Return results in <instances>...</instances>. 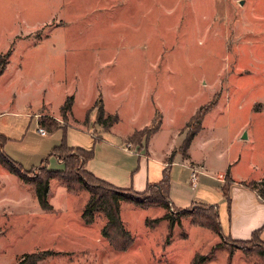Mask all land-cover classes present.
Listing matches in <instances>:
<instances>
[{
    "label": "rangeland",
    "instance_id": "1",
    "mask_svg": "<svg viewBox=\"0 0 264 264\" xmlns=\"http://www.w3.org/2000/svg\"><path fill=\"white\" fill-rule=\"evenodd\" d=\"M8 53L0 76V127L23 140L11 146L25 169L44 159L49 168L62 169L50 155L56 135L47 128L41 135L38 119L61 112L70 96L76 95L75 109L61 126L94 129L97 123L108 129L118 123L125 133L150 120L154 94L179 122L205 103L215 104L196 141L207 173L196 192L218 206L222 227L228 210L220 198L230 180L263 174L264 0H0V57ZM102 100L120 117L107 115ZM159 119L160 113L134 140L145 141ZM183 164L177 159L173 172L190 184ZM50 185L51 212L24 185L26 213L0 219V264H18L22 255L38 252L49 253L38 264H193L197 256L211 259L205 264H264L256 240H230L193 224L190 215H177L171 224L167 216L176 215L177 207L159 204L122 203V220L134 240L120 251L102 235L103 216L90 225L82 219L85 189L77 184L71 191L55 179ZM198 201L188 208L196 210L203 204Z\"/></svg>",
    "mask_w": 264,
    "mask_h": 264
},
{
    "label": "crops",
    "instance_id": "2",
    "mask_svg": "<svg viewBox=\"0 0 264 264\" xmlns=\"http://www.w3.org/2000/svg\"><path fill=\"white\" fill-rule=\"evenodd\" d=\"M153 95H151V106H153L152 116L150 117V120H146L147 122L140 125L138 129L136 128L133 131L122 133V131L118 129V123L110 126L108 129L98 127L97 123H94V129L83 124L77 125L71 123L64 126L60 125V129L50 132L55 133L56 135V142L52 144L50 155H55L53 154V149L62 144L64 137L69 148L81 147L94 153L93 157L87 161L84 168L95 178L119 188L133 189L135 192L141 194L149 185L161 182L166 169H168L169 179L171 181L169 196L172 207H177V209H188L189 206L197 204V200H201L198 202H202L205 205L215 206L218 210V206L214 204V202H204L206 201L203 200L205 199L203 198L205 196L199 195L197 193L198 191L196 192L197 187H200L202 174H207L205 171L206 165L198 150L196 141L203 129L205 116L214 108L209 110L202 118L201 129L196 133V136L190 143L187 157H184L183 152L180 151V147L186 140L188 132H183V130L189 128V124L193 121L192 118L197 114L200 108L207 103L200 106L196 113L190 115L186 120L179 122L175 113H169L170 110L166 109L164 105L159 106V103L155 102L156 100L154 97L157 95ZM76 101L77 99L75 95L72 102L73 110L75 109L74 105ZM102 103L104 107L105 103L103 100ZM88 106L89 105L85 106L86 110L88 109ZM104 109L107 115L118 114V117H120L119 112L116 110L110 111L105 107ZM93 113H91L90 118H94V116L97 115L96 112L95 115ZM159 113L160 127L152 133L150 137H147L145 141H141V143L136 142L132 136L150 126ZM50 115L49 118L51 117L57 123L61 119L67 121L70 116L63 118L62 110L61 112L59 111L58 114L52 113ZM42 119V117L38 119L39 124ZM39 128H41V125ZM6 132L7 130L4 126L0 127V134L3 136L5 135L8 138V141L4 144L3 152L9 155L14 161L19 164L21 163L23 166L24 161H17L18 157H15L14 153H12L15 151V148L11 146L12 144L19 146L23 143V140L11 138ZM239 133L241 134L239 138L246 139L242 136V130H239L238 134ZM25 136L26 134H22L21 137L24 138ZM175 136L178 138L176 139V142ZM156 142L160 143L159 146H163L155 149L154 146ZM8 150H10L11 153H8ZM171 157L172 162H170ZM179 158L184 162L183 166L190 170L188 179L190 184H185L179 181V178H177L176 174L173 172L174 165L177 164V159ZM45 160L47 159L42 160L41 163ZM60 163L62 164V162ZM193 169L198 171L197 181L191 180ZM263 176L264 171L258 180L247 182L246 180L239 178L231 179V183L228 184L229 189L222 191L221 195L223 197L220 198V200L223 199L222 201H224V203L226 202L228 210L227 226L225 225L222 227V233L230 240L250 241L253 235L256 232H259L258 237L264 242V199L257 190L248 185L249 182L262 181ZM221 180L224 181L223 178H221ZM227 181L226 178L225 182L227 183ZM191 186L194 187V190L191 189ZM27 194V188L24 185H21L17 177L0 165V219H6L8 214L12 216L13 214L21 215L23 211L26 213L28 205ZM26 202L27 205L25 207Z\"/></svg>",
    "mask_w": 264,
    "mask_h": 264
},
{
    "label": "trees",
    "instance_id": "3",
    "mask_svg": "<svg viewBox=\"0 0 264 264\" xmlns=\"http://www.w3.org/2000/svg\"><path fill=\"white\" fill-rule=\"evenodd\" d=\"M10 56V54H4L0 57V76L7 68L6 58ZM73 102V97L67 98L66 102L63 105V118L67 117V113L71 110V105ZM214 103H208L205 106H202L197 114L192 118V122L189 124V128L191 129L188 132V136L186 140L180 147V151L183 152L184 157L188 155V147L192 142L193 138L196 136V133L201 129L202 126V118L204 115L214 108ZM104 116V109L99 107L98 109V120H101ZM114 119L116 121V117L109 116L108 119ZM47 120H49L47 122ZM153 125L152 128L148 129L146 134L147 137H150L152 133H154L160 127V121ZM196 124V127H194ZM41 128H47L48 133L54 132L55 130L60 129V124H58L54 119L43 118L40 121ZM107 125V124H106ZM112 123L107 126L110 127ZM145 134V133H144ZM138 134H134L133 139L136 138ZM8 138L4 135L0 134V165L9 171L11 174L17 177L18 181L23 185H30L33 190V194L36 200H38L40 207L45 212H51L53 209V205L50 204L48 200V195L50 192V182L51 180H60L63 184H66L69 190L76 191L78 185L80 188L85 189L88 194V201L82 211V219L85 224H93L98 216H103L105 218V224L102 227V235L105 237L110 244L114 245L120 251H126L133 244V237L127 228H125L122 216H121V205L124 202H131L138 206L145 205H161L165 208L172 207L169 196L170 189V179L169 172L166 169L164 176L161 182H158L154 185H149L147 189L142 192V194L149 193L148 197H141V193L135 192L133 189H123L116 187L114 185H110L98 178H95L92 174H90L84 167L88 160L93 157L92 151H87L83 148H69L66 144V139L62 140V144L53 149V154L59 159L63 164L62 169H52L48 168V160L43 161L39 166L32 168L35 169L33 172L32 169L26 170L21 163L14 161L9 155L3 152L4 144L8 141ZM172 162V157L170 159ZM82 171L80 172V169ZM89 177L90 181H86L85 178ZM21 184V185H22ZM78 184V185H77ZM248 185L253 189L257 190V192L264 199V176L263 180L260 182L253 181L249 182ZM77 187V188H76ZM150 198V201L147 200ZM196 210L194 209H177L175 211L176 215L167 216L170 219L171 224L176 220V216L184 217V216H192V223L206 227L210 229L213 233L219 235L222 233V225H220V217L219 210L215 206L210 205H199ZM203 214V216L201 215ZM259 232H256L250 241H241L244 244H250V242L256 240L254 245L256 255H259L264 259V242L259 239ZM49 253H31L22 255L18 264H38L41 260H43ZM211 259L204 256H197L193 261V264H205Z\"/></svg>",
    "mask_w": 264,
    "mask_h": 264
},
{
    "label": "built area",
    "instance_id": "4",
    "mask_svg": "<svg viewBox=\"0 0 264 264\" xmlns=\"http://www.w3.org/2000/svg\"><path fill=\"white\" fill-rule=\"evenodd\" d=\"M39 132H40L41 135H46L47 134L45 129H43V128H39ZM197 175H198V171L196 169H193V171L191 173V180L197 181V178H198Z\"/></svg>",
    "mask_w": 264,
    "mask_h": 264
},
{
    "label": "water",
    "instance_id": "5",
    "mask_svg": "<svg viewBox=\"0 0 264 264\" xmlns=\"http://www.w3.org/2000/svg\"><path fill=\"white\" fill-rule=\"evenodd\" d=\"M247 137V135H244V138H246Z\"/></svg>",
    "mask_w": 264,
    "mask_h": 264
}]
</instances>
